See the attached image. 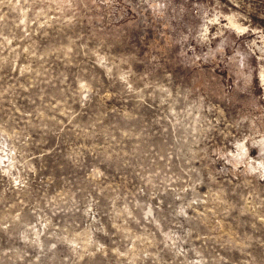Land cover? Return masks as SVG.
Masks as SVG:
<instances>
[{
    "label": "clouds",
    "instance_id": "1",
    "mask_svg": "<svg viewBox=\"0 0 264 264\" xmlns=\"http://www.w3.org/2000/svg\"><path fill=\"white\" fill-rule=\"evenodd\" d=\"M0 264H264V0H0Z\"/></svg>",
    "mask_w": 264,
    "mask_h": 264
}]
</instances>
